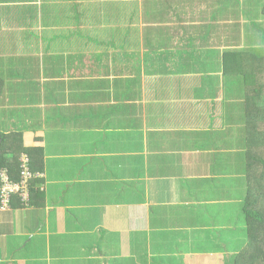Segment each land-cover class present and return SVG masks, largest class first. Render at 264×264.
Segmentation results:
<instances>
[{
  "label": "crops",
  "instance_id": "1",
  "mask_svg": "<svg viewBox=\"0 0 264 264\" xmlns=\"http://www.w3.org/2000/svg\"><path fill=\"white\" fill-rule=\"evenodd\" d=\"M263 9L0 0V155L39 174L28 205L0 211V264H226L244 249L246 206L264 211V117L236 62L264 51Z\"/></svg>",
  "mask_w": 264,
  "mask_h": 264
},
{
  "label": "trees",
  "instance_id": "2",
  "mask_svg": "<svg viewBox=\"0 0 264 264\" xmlns=\"http://www.w3.org/2000/svg\"><path fill=\"white\" fill-rule=\"evenodd\" d=\"M229 53L230 52H228V54ZM251 56H253V58ZM251 56L250 57L253 59V61H250V59H248L247 66H245L246 63H243L242 60H238L240 62H236L238 63L236 68L239 72L241 70H245V72L247 71V74L250 75L248 76L249 81L246 82L245 85L248 87L251 84V89L253 92L252 95L249 94L248 100H250L252 105L257 106L258 109H260L261 116L264 117V51L259 55L251 51ZM250 63H254V65L248 67ZM260 164H264V159L261 158ZM1 166L9 167L12 177L15 180L18 179V167L15 165L13 166L11 162H9L5 158H2L0 155V167ZM30 167H32V165ZM261 198L262 196L259 197V199ZM13 200L11 202V206ZM255 203L258 202L255 201ZM245 214L248 218L250 237H248L246 247L242 249L239 253L232 255L228 259V261H226V264H264V248H262L260 251H254L251 248L253 247V244L258 239V237L262 233H264V211L255 210L251 206H246Z\"/></svg>",
  "mask_w": 264,
  "mask_h": 264
},
{
  "label": "built area",
  "instance_id": "3",
  "mask_svg": "<svg viewBox=\"0 0 264 264\" xmlns=\"http://www.w3.org/2000/svg\"><path fill=\"white\" fill-rule=\"evenodd\" d=\"M18 179H13L7 168L0 169V211L11 208L14 198L22 205H28L30 200V183L38 176L30 167V157L21 153L18 157Z\"/></svg>",
  "mask_w": 264,
  "mask_h": 264
},
{
  "label": "rangeland",
  "instance_id": "4",
  "mask_svg": "<svg viewBox=\"0 0 264 264\" xmlns=\"http://www.w3.org/2000/svg\"><path fill=\"white\" fill-rule=\"evenodd\" d=\"M251 248L254 251H260L262 248H264V233L258 237Z\"/></svg>",
  "mask_w": 264,
  "mask_h": 264
}]
</instances>
